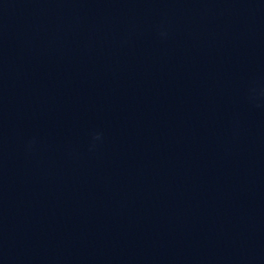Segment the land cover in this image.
I'll use <instances>...</instances> for the list:
<instances>
[{"label": "clouds", "instance_id": "1", "mask_svg": "<svg viewBox=\"0 0 264 264\" xmlns=\"http://www.w3.org/2000/svg\"><path fill=\"white\" fill-rule=\"evenodd\" d=\"M99 138H100L99 135H96V136H95V139H99Z\"/></svg>", "mask_w": 264, "mask_h": 264}]
</instances>
